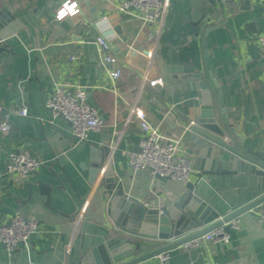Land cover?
Returning a JSON list of instances; mask_svg holds the SVG:
<instances>
[{
	"label": "crops",
	"instance_id": "obj_1",
	"mask_svg": "<svg viewBox=\"0 0 264 264\" xmlns=\"http://www.w3.org/2000/svg\"><path fill=\"white\" fill-rule=\"evenodd\" d=\"M66 1L0 0V9L8 5L21 22L0 39V46H7L0 53V106L9 111L0 112V122L10 125L0 128V223L7 224L16 211L38 223L28 244L13 253L0 243V264H65L67 254L79 252L73 240L81 220L103 218L107 203L99 178L90 181L94 146L111 145L108 159L116 158L126 193L173 208L185 183L148 168L134 172L127 151L140 146L143 131L134 109H142L166 138L180 141L179 153L194 164L176 126L199 110L196 86L192 89L191 77L183 74L201 72L219 108L222 98L242 141L238 145L264 154V49L257 40L264 32V0H171L162 28L137 13H121L120 0H76L80 11L58 20L56 12ZM101 34L110 40L117 63L102 61ZM118 66L122 75L113 80L109 71ZM156 76L163 83L151 86L149 79ZM60 84L84 87L104 118L103 128L86 140L76 138L71 123L53 117L45 105ZM22 105L28 107L25 116L17 112ZM218 123L226 125L222 117ZM24 148L39 158L40 167L7 173L8 152ZM39 183L53 185L49 197L40 193ZM197 187L222 215L261 195L253 173L208 172ZM253 211L237 216L228 239L170 248L164 264H264V202ZM186 235L145 244L138 255ZM135 264L161 262L155 255Z\"/></svg>",
	"mask_w": 264,
	"mask_h": 264
},
{
	"label": "water",
	"instance_id": "obj_2",
	"mask_svg": "<svg viewBox=\"0 0 264 264\" xmlns=\"http://www.w3.org/2000/svg\"><path fill=\"white\" fill-rule=\"evenodd\" d=\"M21 22L8 8L0 9V39L15 32ZM0 46V53L6 49ZM190 87L196 86L199 110L187 119H180L176 126L186 136V142L194 156L197 179L185 183L186 190L171 209L139 199L125 192L115 172L114 161L108 159L111 145L94 146L91 149L88 168L90 181L99 178L107 198L103 218L84 217L76 231L73 243L78 253L67 254L65 264H135L141 260L166 252L194 237L223 226L229 233L232 219L252 210L264 202V154L250 148H242L235 128L230 125L223 106L216 104L215 95L201 72L187 73ZM7 109L2 115L8 114ZM219 117L226 122L221 127ZM1 124V122H0ZM242 142V141H241ZM140 150V146L136 151ZM253 173L257 176L260 196L236 211L222 215L197 187L204 173ZM56 179L60 181L58 175ZM61 184V183H60ZM53 185L39 183V191L50 196ZM10 223V220L7 224ZM190 232V233H189ZM188 235L138 255L141 247L172 236ZM226 264H249L242 260Z\"/></svg>",
	"mask_w": 264,
	"mask_h": 264
},
{
	"label": "built area",
	"instance_id": "obj_3",
	"mask_svg": "<svg viewBox=\"0 0 264 264\" xmlns=\"http://www.w3.org/2000/svg\"><path fill=\"white\" fill-rule=\"evenodd\" d=\"M228 1V0H225ZM171 0H120L118 10L121 13H137L144 21L151 24H159L162 28L164 17L169 10ZM80 11L76 0H67L56 12V19L61 20L69 15H75ZM157 28V31L161 30ZM258 42L264 49V32L257 36ZM97 43L101 50V59L104 63L115 64L118 59L112 51V44L104 34L99 35ZM71 60L76 59L72 55ZM113 80L122 75L120 66L109 71ZM163 83L162 76L149 79V84L155 86ZM45 105L51 109L53 117L63 116L71 123L73 135L86 140L92 131H100L104 125V118L99 110L92 106L87 99V90L82 86L70 87L69 85H57ZM2 106H0V112ZM20 115L28 114V107H18ZM140 121L143 135L140 140V150H128V165L134 172L143 168L150 169L153 173L164 178L178 179L184 183L192 181L196 176V169L192 159L179 153V140L168 139L146 117L142 109H134ZM0 128L8 130L10 125L7 120L0 124ZM41 165L38 157L33 155L28 148L11 150L8 152L6 163L7 173H29L36 171ZM237 218V217H236ZM236 218L232 219V226H237ZM38 223L35 219L27 218L22 211H16L9 224L0 223V243L13 253L20 245H27L32 234L37 231ZM216 239H228V233L223 226L210 232L194 237L184 242L186 247L200 245L206 241ZM161 264L168 257V253L158 254Z\"/></svg>",
	"mask_w": 264,
	"mask_h": 264
}]
</instances>
